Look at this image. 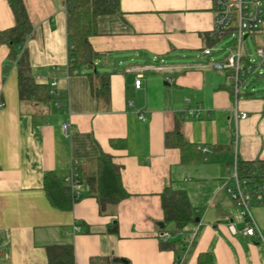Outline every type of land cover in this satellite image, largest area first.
Instances as JSON below:
<instances>
[{"label": "crops", "instance_id": "obj_1", "mask_svg": "<svg viewBox=\"0 0 264 264\" xmlns=\"http://www.w3.org/2000/svg\"><path fill=\"white\" fill-rule=\"evenodd\" d=\"M23 1L33 31L20 57L38 84L55 82L59 95L22 101L18 66L0 42V264H46L53 244H73L76 264L93 256L198 264L204 253L213 264H264V244L243 235L244 219L224 188L236 159L264 162V97L236 98L228 74L208 67L221 59L217 52L202 57L216 38L212 0H119L118 15L101 17L90 43L100 55L96 69L109 75L108 103L95 98L87 69H70L64 0ZM14 26L8 0H0V32ZM48 102L53 108L44 110ZM176 131L194 147H168L166 136ZM103 153L120 166L130 194L105 213L87 185ZM73 161L82 197L62 211L50 204L44 177L53 173L66 185ZM167 188L187 193L196 218L179 234L160 232ZM251 212L264 234V205L254 203ZM174 242L175 250L161 248Z\"/></svg>", "mask_w": 264, "mask_h": 264}, {"label": "trees", "instance_id": "obj_2", "mask_svg": "<svg viewBox=\"0 0 264 264\" xmlns=\"http://www.w3.org/2000/svg\"><path fill=\"white\" fill-rule=\"evenodd\" d=\"M15 17V26L0 32V42L10 48L9 61L18 66L19 94L22 101H42L54 98L50 93V87L38 84L31 71L30 63L20 53L33 26L29 19L27 8L23 0H8ZM67 17V34L69 43V64L71 71L87 69L92 81V91L98 101L109 102V75L101 74L95 67V61L99 54L94 51L90 38L98 35V22L101 17L118 15L120 10L119 0H64ZM215 37L210 40L209 47L220 42L223 35L214 32ZM11 66H6L5 77L10 72ZM168 147H178L182 151L193 148L194 145L187 142L179 131L168 133L166 136ZM239 169L243 176L256 175V171L264 173V162H240ZM259 174V173H258ZM87 185L90 192L97 199L100 212L105 213L109 206L116 205L130 197L122 183L121 168L110 154H101L98 158L97 171L88 177ZM44 190L50 204L59 210L70 211L75 200L69 188L53 173L44 177ZM80 200V199H79ZM162 207L164 211V228L160 232L182 233L186 227L195 222L193 210L184 190L167 188L162 194ZM109 232L117 233V225H112ZM180 243L181 241H177ZM177 242L161 243L162 249H176ZM180 251L185 250L183 243L179 244ZM46 264H76L75 248L73 244H53L47 248ZM179 258V257H178ZM123 259L108 256H93L89 264H117ZM198 264H213L210 254L199 255Z\"/></svg>", "mask_w": 264, "mask_h": 264}, {"label": "built area", "instance_id": "obj_3", "mask_svg": "<svg viewBox=\"0 0 264 264\" xmlns=\"http://www.w3.org/2000/svg\"><path fill=\"white\" fill-rule=\"evenodd\" d=\"M212 2L216 11L214 32H219L223 35L220 43L230 36L235 43L225 57L218 60L213 59L208 67L228 74L233 86L234 96L238 98L241 95L244 84L261 74L264 69V46L257 49L255 56L243 51L244 44L248 41L251 34L257 33L264 42V0H212ZM222 50L224 49L208 47L204 48L201 53L204 58H212L215 52H221ZM149 69L154 70V68ZM141 78L142 76L140 75L135 81L138 89L142 85ZM55 87V82L50 84V93L54 98H57L59 93ZM187 103L189 104L190 102L187 101ZM200 112L201 106L191 111L196 117L200 116ZM237 117L245 120L248 116L246 113H242ZM72 130L73 127L70 123L63 125V132L66 137H70ZM202 152L207 154L209 150L202 149ZM230 172V177L225 181L224 188L244 219L242 233L247 237L256 238L264 244V234L251 212L254 203L264 205V173L243 176L237 159L230 168ZM65 183L69 186L74 199L79 200L82 197V181L77 172V161H73L71 172ZM231 230L234 232L235 228L232 226ZM194 237L195 234L190 235L187 243H191ZM160 238L167 241L169 235L161 234ZM175 264H179V260Z\"/></svg>", "mask_w": 264, "mask_h": 264}, {"label": "rangeland", "instance_id": "obj_4", "mask_svg": "<svg viewBox=\"0 0 264 264\" xmlns=\"http://www.w3.org/2000/svg\"><path fill=\"white\" fill-rule=\"evenodd\" d=\"M236 13V12H235ZM234 39L230 37H226L219 45L218 49L223 48L221 52H217L216 57L222 58L226 56V53L229 52L231 47H234ZM264 46V42L261 39V37L256 34H251L248 38V41L244 44L243 51L249 53L251 56H255L257 54V49ZM245 94H253L256 96L264 97V69L261 72V74H258L253 79L247 81L244 86L242 87V92L240 96H245ZM25 101H27L25 99ZM28 102V101H27ZM29 103V102H28ZM44 103L42 104V108L46 110L45 108H53L51 104ZM263 174L262 172L256 171V174Z\"/></svg>", "mask_w": 264, "mask_h": 264}, {"label": "water", "instance_id": "obj_5", "mask_svg": "<svg viewBox=\"0 0 264 264\" xmlns=\"http://www.w3.org/2000/svg\"><path fill=\"white\" fill-rule=\"evenodd\" d=\"M197 221H198V219H197ZM160 227H162V228H163V227H164V223H161V224H160Z\"/></svg>", "mask_w": 264, "mask_h": 264}]
</instances>
